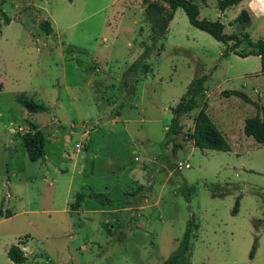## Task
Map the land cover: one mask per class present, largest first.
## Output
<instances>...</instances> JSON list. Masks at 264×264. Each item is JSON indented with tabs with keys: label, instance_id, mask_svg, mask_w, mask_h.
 <instances>
[{
	"label": "rangeland",
	"instance_id": "obj_1",
	"mask_svg": "<svg viewBox=\"0 0 264 264\" xmlns=\"http://www.w3.org/2000/svg\"><path fill=\"white\" fill-rule=\"evenodd\" d=\"M3 1L11 22L0 26V264L19 242L35 252L24 264H164L189 221L191 264H264V146L246 136L238 144L237 126L229 152L197 149L189 138L207 105L213 118L250 115L225 89L264 105L259 57L242 58L246 44L233 51V41L194 28L182 9L157 37L153 0L147 20L127 11L141 0ZM205 1L199 19L264 39V0H247L246 28L234 22L239 12L221 16L216 0ZM199 77L203 92L162 147L171 108ZM21 94L45 111H26ZM34 127L45 157L32 162L20 135ZM89 192L111 203L88 198L83 212L72 211L76 195Z\"/></svg>",
	"mask_w": 264,
	"mask_h": 264
},
{
	"label": "trees",
	"instance_id": "obj_2",
	"mask_svg": "<svg viewBox=\"0 0 264 264\" xmlns=\"http://www.w3.org/2000/svg\"><path fill=\"white\" fill-rule=\"evenodd\" d=\"M168 3L167 9L158 10L157 13L161 11L162 20L154 28L157 37H162L168 31L170 22L174 17V13L177 9H182L185 13L188 22L194 28L207 33L217 42L226 44L227 42L233 41L232 50H237L242 43L247 45L248 51L243 54L242 58H247L249 56H256L260 59V66L262 71H264V39L260 38L256 41H252L248 33H244L243 38H239L235 34L227 35L224 33V24L219 20L210 21L207 19H199V10L196 4L197 1L204 2L205 0H163ZM243 0H216L217 8L220 12H224L226 9L238 5ZM4 1L0 0V13L2 17L1 25L8 26L11 22L10 17L3 11L2 5ZM154 7V5H153ZM234 22L240 23L242 27L246 28L250 25L251 19L246 10H241L239 15L234 19ZM42 29L45 31L46 35H50L52 29L49 22L45 21L41 24ZM205 83L204 77H199L193 79L188 85L186 92L181 99L180 103L171 108L173 117L170 121L169 127L167 128L165 134V141L162 143V147L166 142L170 141V137L180 133V121L179 119L186 113H189L195 106L196 99L203 92V86ZM0 91H2V84H0ZM223 95L225 97H237L242 99L247 103H252L257 110V114L254 117L248 118L244 122L243 134L246 137L252 138L258 145L264 146V112L261 113V107L256 103L250 101V99L242 92L238 90H228L224 91ZM16 102L22 106L26 111L30 113H38L45 111V106L35 103L32 99L21 94L16 97ZM190 140L193 141L194 147L200 150H212L217 152H229L230 147L224 137V135L217 129V127L212 123L210 118L206 114L205 107L201 108L198 112L195 121L192 134H189ZM20 139L25 148L27 156L30 161H38L44 159V134L39 129L33 128V131L26 132L20 135ZM174 147H178L175 145ZM90 198L95 200L105 201V204H110L111 200L104 197L102 194L91 193ZM84 199L83 194H77L75 202L70 205L72 211L78 210L81 201ZM239 197L235 201V206L233 208L232 214L235 215L238 211ZM0 216H2V211L0 209ZM191 222L187 224V228L184 233V237L181 243L180 251L172 255L167 259L164 264H191L189 261V241L191 235ZM257 239H255L251 251L249 253V259L253 258V254L256 249ZM7 258L14 264H23L26 262L27 258L25 253L20 249L19 245H12L8 248L6 252Z\"/></svg>",
	"mask_w": 264,
	"mask_h": 264
},
{
	"label": "crops",
	"instance_id": "obj_3",
	"mask_svg": "<svg viewBox=\"0 0 264 264\" xmlns=\"http://www.w3.org/2000/svg\"><path fill=\"white\" fill-rule=\"evenodd\" d=\"M133 1H136V0H133ZM150 2H152V1H150V0H141V3L140 4H138L137 6H136V4H134V5H132V4H130V7H128V9H127V11L131 14V19H133L134 20V18H135V15H134V10H138L137 12H140V14H141V16H144V18H145V20H147L149 17L150 18H152L151 17V11H152V7H151V5H150ZM199 1H197L196 2V4L198 3ZM205 3H206V1H204ZM154 5L155 4H157L158 6H159V8L162 10V9H167L168 8V3L167 2H165V1H162V0H153V2H152ZM206 6H208L207 4H206ZM205 6V7H206ZM135 8V9H134ZM137 8V9H136ZM180 9V8H179ZM235 10L234 12V14H236V13H240L241 12V10H246L247 12H248V5H247V0H243L242 2H240L238 5H236V6H233V7H231V8H228V9H226L224 12H220L221 13V16H223V14L227 11V10ZM176 12V11H175ZM160 16L158 17V18H155L153 21H154V23H153V26H154V28H156V26L161 22V20H162V14H161V11H160ZM175 14V13H174ZM239 15V14H238ZM237 15V16H238ZM219 18V17H218ZM153 19V18H152ZM173 20V19H172ZM220 21V20H219ZM9 26V25H8ZM225 29V28H224ZM225 90H236V89H225ZM239 91V90H238ZM241 92V91H240ZM255 92H257V91H255ZM249 99H250V101L251 102H253V103H256L257 105H259L260 107H261V113H263L264 112V105H261L258 101H257V97H255V98H252V97H250L249 95H246ZM231 98H234L233 96H231L230 98H227V99H231ZM178 102H180V101H178ZM248 107H242L241 105H238L237 104V106H235L236 108H234V109H236L237 111H243L244 109L246 110V111H248L249 113H250V115H252L251 117H254L256 114H257V110H256V108L253 106V104L252 103H247L246 104ZM174 108V107H173ZM249 108H251V109H249ZM229 109V107H227V106H225L224 105V108H223V111L224 110H228ZM206 113L208 114V116H209V118L212 120V123L217 127V129L224 135V137H225V139H226V141H235V140H233V133H232V130H233V128H236V126H237V128H238V130H239V132L242 134V132H243V126H244V122H245V120L246 119H248L249 118V116L250 115H245V116H243L242 117V115L241 114H236L237 116L235 117V118H231L230 116H227V115H221V117L220 118H218V117H216V118H213V117H211L210 115H209V106L207 105V110H206ZM223 114V113H222ZM250 117V118H251ZM165 129H166V127H165ZM243 136V139L242 140H240L239 142H238V144H241L242 142H244V141H246V138H244L245 137V135L243 134L242 135ZM240 146V145H239ZM229 147H230V150H231V146L229 145ZM234 147V146H233ZM91 193L89 192L88 194H86L85 195V197H84V199L82 200V202L80 203V206H79V208H78V210H76V212L77 213H79V212H83V210H82V206H83V201L84 200H86V199H88V198H90L89 197V195H90ZM1 211H2V214L4 213V211L1 209ZM8 215V214H7ZM11 217V216H10ZM10 217H8V218H10ZM17 245H19V247H20V249L25 253V255H26V258H27V260H28V258L29 257H31V256H33L34 255V251L25 243V242H23V243H17ZM8 248L9 247H7V249L5 250V255H6V252H7V250H8ZM7 256V255H6ZM26 260V261H27ZM9 263H7V264H14V263H12L10 260L8 261ZM25 263V262H24ZM23 263V264H24Z\"/></svg>",
	"mask_w": 264,
	"mask_h": 264
},
{
	"label": "built area",
	"instance_id": "obj_4",
	"mask_svg": "<svg viewBox=\"0 0 264 264\" xmlns=\"http://www.w3.org/2000/svg\"><path fill=\"white\" fill-rule=\"evenodd\" d=\"M186 167H188V165H186Z\"/></svg>",
	"mask_w": 264,
	"mask_h": 264
}]
</instances>
